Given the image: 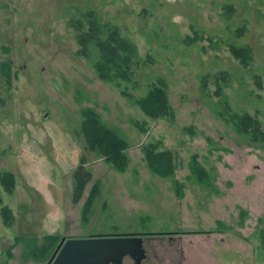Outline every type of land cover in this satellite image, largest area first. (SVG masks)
<instances>
[{"label":"rangeland","instance_id":"374dc122","mask_svg":"<svg viewBox=\"0 0 264 264\" xmlns=\"http://www.w3.org/2000/svg\"><path fill=\"white\" fill-rule=\"evenodd\" d=\"M86 11L138 48L119 89L96 76L92 55L78 54L68 22ZM230 47L248 51L247 65ZM159 82L174 114L152 121L134 101ZM85 108L126 140L123 171L85 149ZM245 113L264 132V0H0V173L15 177L11 193L0 184L14 214L7 227L0 212V239L20 235L29 250L57 235L47 255L36 247L41 264L63 235L134 236L151 264H264V143L230 120ZM150 143L173 154L171 175L148 168ZM81 166L91 177L76 201Z\"/></svg>","mask_w":264,"mask_h":264},{"label":"trees","instance_id":"16d2710c","mask_svg":"<svg viewBox=\"0 0 264 264\" xmlns=\"http://www.w3.org/2000/svg\"><path fill=\"white\" fill-rule=\"evenodd\" d=\"M88 12H79L78 17L70 18L68 22V25L73 26L76 31V40L80 47L78 54L84 57L92 55L96 76L100 81L119 89L121 83H129L132 79V69L139 58L138 48L135 43L123 36L117 27L100 23L93 12ZM191 43H193L192 40H190ZM230 51L243 65H247L249 60L247 50L230 47ZM120 94L127 97L124 92ZM134 102L141 113L152 121L173 117L174 112L168 100L166 87L162 82L150 84L145 95L135 99ZM81 116L78 135L82 137L85 149L94 156L102 157L104 162L115 170L123 171L127 165V156L124 153L128 148L126 140L105 125L100 115L93 109H83ZM230 118L232 122L234 119L236 129L241 136H250L253 142L264 143V132L260 130L256 119L246 113L242 116L233 114ZM139 131L145 132L143 125L139 126ZM143 153L152 173L167 177L174 172L173 154L168 150H163L159 144H148ZM81 163L86 164L85 157H82ZM191 172L196 174L197 180L201 182L208 180L207 173L201 168H193ZM90 177V172H84L82 166L74 170L76 201L81 197ZM0 184L4 191L11 193L15 187L14 175L10 172H1ZM98 193V186H95L83 205L82 220L84 222L88 220L93 200ZM0 206H2L1 199ZM0 212L4 225L10 226L13 220L11 210L2 206ZM47 239L56 241L54 237ZM50 247V245L44 246L42 252L40 250L41 255H47Z\"/></svg>","mask_w":264,"mask_h":264},{"label":"water","instance_id":"95a60500","mask_svg":"<svg viewBox=\"0 0 264 264\" xmlns=\"http://www.w3.org/2000/svg\"><path fill=\"white\" fill-rule=\"evenodd\" d=\"M142 239L130 237L62 238L49 264H102L118 262L126 254H139Z\"/></svg>","mask_w":264,"mask_h":264},{"label":"crops","instance_id":"0c3cea01","mask_svg":"<svg viewBox=\"0 0 264 264\" xmlns=\"http://www.w3.org/2000/svg\"><path fill=\"white\" fill-rule=\"evenodd\" d=\"M11 213L13 214V212ZM48 237H58V236L46 235L44 236V239L43 241H41L40 244H37L38 241L35 238L36 241L34 244H32V247L29 250H27V246H25V244H21L23 239H21L22 236L20 235L14 237V239L12 240L4 239V238L0 239V264H41L43 261L41 260L40 257H38L37 255L38 251L36 250V247H41L43 249V247L47 244V240H50L47 239ZM53 245L50 246L52 247ZM22 258L24 260H22Z\"/></svg>","mask_w":264,"mask_h":264},{"label":"flooded vegetation","instance_id":"af4514ba","mask_svg":"<svg viewBox=\"0 0 264 264\" xmlns=\"http://www.w3.org/2000/svg\"><path fill=\"white\" fill-rule=\"evenodd\" d=\"M62 238H65V240L67 239H88V238H73V237H68V236L63 235L57 242L46 264H49V262L51 261L55 253L56 247L60 243ZM140 249L142 250L140 259H139V254H134L133 252V254H126L122 256L118 262L109 261L107 263H102V264H151V257H150L149 250H148V244L144 242L143 240L141 242Z\"/></svg>","mask_w":264,"mask_h":264}]
</instances>
